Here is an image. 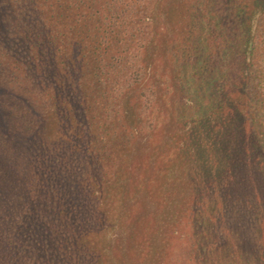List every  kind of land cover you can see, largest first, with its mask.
I'll list each match as a JSON object with an SVG mask.
<instances>
[{
  "label": "trees",
  "instance_id": "trees-1",
  "mask_svg": "<svg viewBox=\"0 0 264 264\" xmlns=\"http://www.w3.org/2000/svg\"><path fill=\"white\" fill-rule=\"evenodd\" d=\"M209 186L264 207V0H0V264H164Z\"/></svg>",
  "mask_w": 264,
  "mask_h": 264
},
{
  "label": "rangeland",
  "instance_id": "rangeland-1",
  "mask_svg": "<svg viewBox=\"0 0 264 264\" xmlns=\"http://www.w3.org/2000/svg\"><path fill=\"white\" fill-rule=\"evenodd\" d=\"M212 188L187 203L164 264H264L262 192Z\"/></svg>",
  "mask_w": 264,
  "mask_h": 264
}]
</instances>
